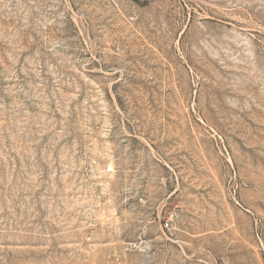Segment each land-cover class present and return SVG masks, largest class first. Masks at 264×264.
Masks as SVG:
<instances>
[{
  "label": "rangeland",
  "instance_id": "1",
  "mask_svg": "<svg viewBox=\"0 0 264 264\" xmlns=\"http://www.w3.org/2000/svg\"><path fill=\"white\" fill-rule=\"evenodd\" d=\"M0 264H264V0H0Z\"/></svg>",
  "mask_w": 264,
  "mask_h": 264
},
{
  "label": "built area",
  "instance_id": "2",
  "mask_svg": "<svg viewBox=\"0 0 264 264\" xmlns=\"http://www.w3.org/2000/svg\"><path fill=\"white\" fill-rule=\"evenodd\" d=\"M164 226H165V228H168V227H169V222H166V223L164 224Z\"/></svg>",
  "mask_w": 264,
  "mask_h": 264
}]
</instances>
